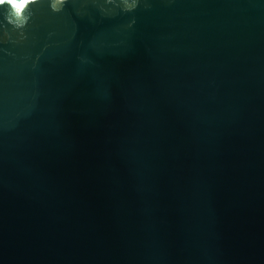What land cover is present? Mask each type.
Returning a JSON list of instances; mask_svg holds the SVG:
<instances>
[{
    "label": "water",
    "instance_id": "water-1",
    "mask_svg": "<svg viewBox=\"0 0 264 264\" xmlns=\"http://www.w3.org/2000/svg\"><path fill=\"white\" fill-rule=\"evenodd\" d=\"M11 12L0 264H264V0Z\"/></svg>",
    "mask_w": 264,
    "mask_h": 264
},
{
    "label": "clouds",
    "instance_id": "clouds-1",
    "mask_svg": "<svg viewBox=\"0 0 264 264\" xmlns=\"http://www.w3.org/2000/svg\"><path fill=\"white\" fill-rule=\"evenodd\" d=\"M35 2V0H0V5L7 4L11 7L12 12L10 13L11 16L15 17L19 23L16 24L17 27H20L26 17L22 18L21 14L25 10L26 6L30 3ZM58 2V0H57ZM53 10L55 11V6L53 5ZM8 23H13V20L9 19Z\"/></svg>",
    "mask_w": 264,
    "mask_h": 264
},
{
    "label": "snow or ice",
    "instance_id": "snow-or-ice-1",
    "mask_svg": "<svg viewBox=\"0 0 264 264\" xmlns=\"http://www.w3.org/2000/svg\"><path fill=\"white\" fill-rule=\"evenodd\" d=\"M0 6H2V5H0Z\"/></svg>",
    "mask_w": 264,
    "mask_h": 264
}]
</instances>
